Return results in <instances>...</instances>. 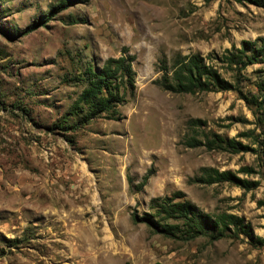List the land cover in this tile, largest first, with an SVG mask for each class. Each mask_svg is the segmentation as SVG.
Returning <instances> with one entry per match:
<instances>
[{
    "label": "rangeland",
    "instance_id": "obj_1",
    "mask_svg": "<svg viewBox=\"0 0 264 264\" xmlns=\"http://www.w3.org/2000/svg\"><path fill=\"white\" fill-rule=\"evenodd\" d=\"M60 4L0 0V264H264V103L255 86L264 64L242 72L243 95L153 83L163 57L220 58L264 38V0H70L55 11ZM124 50L136 57L134 98L115 120L82 124L72 108L84 71ZM192 135L201 146L186 147ZM213 135L242 149H210ZM203 168L255 185L205 184ZM176 193L175 202L243 218L261 241L232 230L185 242L134 223L152 213V199Z\"/></svg>",
    "mask_w": 264,
    "mask_h": 264
},
{
    "label": "trees",
    "instance_id": "obj_2",
    "mask_svg": "<svg viewBox=\"0 0 264 264\" xmlns=\"http://www.w3.org/2000/svg\"><path fill=\"white\" fill-rule=\"evenodd\" d=\"M70 0H61L56 10L65 9ZM213 57H203L200 54L177 55L170 62L163 57L156 65L161 76L153 83L166 92L175 94H196L204 92L237 91L240 93L241 75L248 67L264 64V38L255 41H244L240 48L226 50L219 58L213 60L222 63V69L230 74L233 82L225 79L220 70L211 62ZM136 57L124 50L117 58H108L101 68L89 66L83 73V82L86 87L78 100L73 104L72 112L79 116L82 124L94 119L115 120L120 114L118 107L127 104L135 96L136 72L133 63ZM256 89L263 98L264 80L256 84ZM241 94V93H240ZM243 95V94H241ZM244 99L247 97L243 96ZM257 103L256 100H253ZM200 123L201 125H196ZM202 126L201 121H192L187 124L189 129ZM201 142L194 136L186 139V147L196 148ZM230 147L238 152L242 149L240 143L225 141L221 136L213 135L207 138V147L223 149ZM244 149V148H243ZM205 184L229 182L244 189L254 187L255 183L244 181L230 171L220 172L212 168H203ZM149 174L144 177V183ZM176 193L172 197H157L151 200L149 209L151 214L139 217L132 216L135 224H145L153 234L180 241H192L202 237L219 240L230 235L232 230L253 241L254 234L249 223L241 217L232 214H208L189 201L175 202ZM260 242V238L255 239ZM262 243V242H261Z\"/></svg>",
    "mask_w": 264,
    "mask_h": 264
}]
</instances>
